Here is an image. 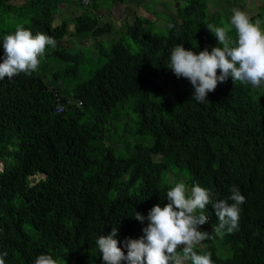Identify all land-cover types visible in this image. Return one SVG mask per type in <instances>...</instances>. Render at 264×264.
<instances>
[{"label":"trees","instance_id":"16d2710c","mask_svg":"<svg viewBox=\"0 0 264 264\" xmlns=\"http://www.w3.org/2000/svg\"><path fill=\"white\" fill-rule=\"evenodd\" d=\"M105 1L90 0L81 9L79 0H0V63L3 37L18 25L57 41L37 72L0 81L5 264H34L41 254L59 264H104L96 241L114 227L126 255L125 241L142 238L147 226L134 219L136 212L147 218L154 206L169 203L166 194L175 185L164 180L169 172L182 173L175 168L186 170L190 189L199 185L224 200L236 186L246 197L238 230L203 249L213 264H264V89L229 77L199 103L190 81L167 67L180 43L197 53L219 46L207 24L218 26L221 13L231 20L236 5L227 1L210 12L218 1L175 0L168 8L173 16L157 14L168 21L166 34L154 20L136 16L118 38L106 40L113 28L95 14ZM71 5L67 16L62 6ZM58 15L63 18L55 24ZM74 39L100 42L74 48ZM85 62L91 69L79 81ZM124 98L133 99L140 137L127 159L115 157L105 139H111L107 118ZM146 140L149 146L142 145ZM205 214L213 231L218 217L212 205Z\"/></svg>","mask_w":264,"mask_h":264},{"label":"clouds","instance_id":"9594fccd","mask_svg":"<svg viewBox=\"0 0 264 264\" xmlns=\"http://www.w3.org/2000/svg\"><path fill=\"white\" fill-rule=\"evenodd\" d=\"M88 1L84 5L79 0V4L87 7L90 4ZM232 12L231 26L207 24L219 45L211 51L205 49L197 53L186 50L183 43L172 49L167 67L177 78L190 81L194 88L193 100L199 103L208 102V94L215 92L218 85L229 77L234 84L238 81L250 85L253 91L264 89V28L261 27V20L253 22L247 13L239 9ZM233 27L235 39L229 35ZM2 46L4 58L0 63V81L6 77L11 80L21 73L31 75L37 72L48 49L57 47V41L44 33L33 35L31 30L18 25L14 34L4 35ZM59 106L56 111L61 112L64 106ZM0 163V171H3L4 164ZM39 176L44 178V175L35 178ZM230 192L227 199L217 200L214 192L199 185L189 189L183 181L176 183L167 191V205L161 207L157 204L147 218L136 212L134 219L146 222L147 226L143 229L142 238L125 241L126 255L118 246L116 227L110 235H103L96 241L104 264H213L210 252L197 254L196 249L206 240L222 238L225 232L231 234L238 230L240 206L246 202V197L236 186ZM208 205H212L218 217L212 234L200 230V226L209 221V216L205 214ZM6 256V251L0 253V264H5ZM34 264H59V260L50 254H41Z\"/></svg>","mask_w":264,"mask_h":264},{"label":"rangeland","instance_id":"374dc122","mask_svg":"<svg viewBox=\"0 0 264 264\" xmlns=\"http://www.w3.org/2000/svg\"><path fill=\"white\" fill-rule=\"evenodd\" d=\"M209 1L211 2V0ZM217 1H218V5L213 9L210 8V12H215L217 9L222 10L221 7L224 8L223 5L224 2L227 1L232 2V0H216V2ZM235 1L236 2H232V3L235 4L236 6L239 7L241 6V8L242 6H244L243 10L241 11L247 13L249 17L257 16L260 14L259 17L264 22V11H262L263 9H261L264 8V0H235ZM163 2H167L169 4L170 0H145L143 4L139 2V0H129L124 4H121L119 2H114L113 0H106L103 6L101 7V9L95 12V14L100 17L102 22H108L113 28V33L106 35L104 39L107 40V38L110 39L111 37L118 38V36L123 32L124 23L132 22V20L136 16L146 17L151 20H154L156 22V25L162 28L161 32L163 33V35L166 34L167 33L166 26L168 25V21L164 17L159 18V15L157 14L165 13L170 16H173V14L171 13L170 9H168L167 6L165 8V6L162 4ZM172 4H174V2ZM172 4H170V6H172ZM62 10L67 13V16H69L71 15L70 11L73 10V6L72 5L68 7L62 6ZM150 11H153L154 13L152 12L150 13ZM221 14L222 15L220 14L218 15L219 17H216L218 26H231L230 25L231 20H229L230 17H227L223 13ZM62 18L63 17L61 15H58L54 23L58 24L62 20ZM156 18H159V21L156 20ZM261 27H262V23H261ZM230 33L234 34V39H235L236 32L234 27L232 28V31ZM73 41H74L73 44L74 48H80L83 46H95L97 45L98 42H100L99 39L98 40L90 39L86 41L74 39ZM64 45H69V43L66 42ZM93 56H95V53ZM82 57L85 58L86 54H84ZM82 68L83 69L80 71L78 76L79 81H83L84 79H86L87 78L86 72L89 69H91L88 62H85ZM132 105H133V99L124 98L120 100L117 103L116 107H114L115 112L107 118V120L109 121L107 125L109 128L111 139L108 140L107 138H105L106 142L109 144V150L112 152V154L115 157L121 159L129 158L133 146L138 140H140V137L135 136V132H134V123H133L134 116L131 111ZM150 144H151V140L142 141L143 146H149ZM155 159L160 160L158 156H155ZM170 164H171L170 168H174L172 162H170ZM1 169L2 167L0 163V170ZM174 170H180L182 173L176 172L175 174L174 171L169 172L164 180L169 185H175L176 183L185 180L183 173L185 174L186 170L178 169V168H175ZM40 178L41 177L39 176L37 179ZM32 179L33 178H31V180ZM200 230L208 232L209 234L213 233V231L210 229L207 223L200 226ZM214 238L209 240L214 241ZM209 240L204 241L201 246L197 247L196 249L197 254H206V252H204L203 249L210 243Z\"/></svg>","mask_w":264,"mask_h":264},{"label":"crops","instance_id":"0c3cea01","mask_svg":"<svg viewBox=\"0 0 264 264\" xmlns=\"http://www.w3.org/2000/svg\"><path fill=\"white\" fill-rule=\"evenodd\" d=\"M173 2H175V0H170V3L168 4L167 2H163L162 4L164 5V6H167L168 8H170V4L171 3H173ZM232 2H236L235 0H232ZM246 2V1H245ZM244 3V2H243ZM236 8L237 9H239V10H243V8H244V6H242V8H241V6L239 7V6H236ZM262 9V8H261Z\"/></svg>","mask_w":264,"mask_h":264},{"label":"built area","instance_id":"2783aa9c","mask_svg":"<svg viewBox=\"0 0 264 264\" xmlns=\"http://www.w3.org/2000/svg\"><path fill=\"white\" fill-rule=\"evenodd\" d=\"M88 0H82V4H84V5H87L88 4ZM81 105V103L80 102H78V106H80ZM59 108H61L62 109V107L61 106H59ZM57 112H60V111H57Z\"/></svg>","mask_w":264,"mask_h":264}]
</instances>
